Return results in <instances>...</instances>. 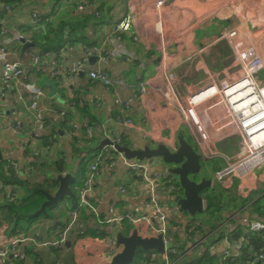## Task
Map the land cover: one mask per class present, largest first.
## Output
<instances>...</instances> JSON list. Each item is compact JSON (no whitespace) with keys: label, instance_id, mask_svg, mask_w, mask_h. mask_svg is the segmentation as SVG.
Instances as JSON below:
<instances>
[{"label":"built area","instance_id":"1","mask_svg":"<svg viewBox=\"0 0 264 264\" xmlns=\"http://www.w3.org/2000/svg\"><path fill=\"white\" fill-rule=\"evenodd\" d=\"M160 4L161 2L157 3V6ZM94 7V0L75 1L77 12L93 13L98 17ZM9 10L7 5L3 6L7 17ZM41 15L40 11L30 13L33 31L39 28ZM131 22L129 16L123 15L109 26V31L113 35L127 33L130 31ZM249 24L248 20L241 18L236 27L220 35L219 40L225 43L230 55L229 63L222 71L208 74L191 93L186 94L184 98H176L179 124L185 128L202 162L220 159L225 163L223 168L214 173L216 182L225 190L232 187L235 177L243 178L256 170L264 169V31L256 32ZM12 32L9 36L7 29L1 28L0 40L6 38L8 45L12 46L18 43L31 44L29 38L19 31ZM6 45L0 41V123L3 129L10 130L13 135H20L25 131V119H30L28 128L32 137L31 145L26 142L19 145L21 150H27V164L23 173L30 174L34 165L42 161L41 156L51 153V146H38L39 140L46 137L51 143L49 132L56 125L65 122L69 115L66 110L56 111L43 106V102L50 101V98L43 88L37 85L39 77L42 76L62 87L71 85L77 75L85 73L91 83L111 90L123 86L124 82L123 79L112 77L100 68H87L86 62L90 56L97 55L99 63L105 61L101 56V48L82 47V60L68 62L63 54L67 46L50 55L28 51L26 65L32 73L31 76L26 65L19 59L17 51L8 50ZM173 79V74L168 73L165 81L170 85L173 84ZM6 92H14L18 107L8 108L7 104L2 103ZM94 98L95 107L98 108L99 98ZM112 107L124 115L128 112L129 104L114 96ZM20 109L24 111L23 115ZM115 122L116 127L123 129L133 127L128 118L120 117ZM69 125V136L72 139L89 140L93 136L94 130L87 123L73 121ZM99 131L102 143L91 155L85 180L77 193V206L68 212V221L63 229L51 240L43 239L39 232L7 236L2 231L0 264H14L15 261L25 260L28 247L61 248L72 234L83 232L81 229L76 232L81 214L93 216L98 225L114 234L106 250L109 259L120 252L115 235L124 223L131 225L142 238L160 237L162 240L161 251L143 252V264H181L193 260L195 255L199 257V251L210 246V249L212 248L213 242L209 237H206L209 238L208 243L204 242L206 238H199L197 231L201 229L192 226L186 230L191 226V218L183 216L177 207V201L183 198V191L177 179L167 170L152 167L145 160L137 162L125 159L116 149V146H123L121 133L113 132L106 124L101 125ZM224 147H232L235 152L226 157L219 152ZM4 161L6 168L19 173V163L12 150L5 154ZM107 168H118L137 178L131 192H138L145 197L138 209L119 214L115 202H111L104 213L98 212L97 206L103 197L97 186L101 173ZM0 190H4L8 202L16 200L11 188L4 187L1 181ZM117 191L123 195L128 192L123 185L117 187ZM260 192L259 197L264 194V188ZM238 216L239 213H235L227 217L223 223V236H228L229 231L233 230L232 220ZM245 228V233L236 242L235 251H223L218 257L223 261L230 260L229 264H264V247L242 251L249 242L250 235L264 237V218L257 214L250 215ZM141 231L145 234H139ZM191 235L193 236L189 239ZM172 257L175 259L172 260Z\"/></svg>","mask_w":264,"mask_h":264},{"label":"crops","instance_id":"2","mask_svg":"<svg viewBox=\"0 0 264 264\" xmlns=\"http://www.w3.org/2000/svg\"><path fill=\"white\" fill-rule=\"evenodd\" d=\"M23 1L25 0H21V3ZM159 2L161 4L157 6ZM4 5L7 4L0 0V29H7L9 36L18 26L26 25L31 29L34 28L31 20L22 22L24 20L20 19L30 14L26 12L25 7L16 10L18 13L16 16L8 15L7 17L3 11ZM94 5L98 13V17H95L103 24L89 30L90 39L87 44L77 42L67 45V48H71L70 51L65 46L64 58L67 62L82 60V47L101 48V56L105 61L99 63L97 55L90 56L86 62L87 68H100L112 77L123 79L124 85L116 90L106 89L97 83H91L87 75L82 73L77 75L71 85L61 87L55 84L54 96L49 95L48 88L42 87L50 98V101L43 102V106L51 107L56 111L66 110L69 115L67 123L65 121L55 126L56 135L49 132L51 153L47 156L43 154L41 160L42 162L51 161V165L62 160L73 166L74 170L78 159L87 155L88 150L99 148L102 143L99 129L104 124L108 125L113 132L121 133L124 143L131 149L163 145L173 151L177 144L176 137L184 131L187 134L185 128L179 124L180 115L176 109V98H184L205 76L222 71L229 63V51L225 43L219 40L220 35L236 27L241 18L248 20L250 27L256 32L264 31V0H94ZM73 12L80 13L75 7ZM123 15L131 18L130 31L111 34L109 26ZM0 41L7 44L8 50L15 51L10 49L13 46L8 45V39ZM23 45L25 44L19 43L21 49L16 51L19 59L26 65V53L30 48L22 51ZM91 58H95L92 63L89 61ZM26 68L29 73L27 65ZM168 73L173 74L174 77L173 84L170 85L165 81ZM30 75L32 76L31 72ZM42 78V76L39 77L38 82ZM58 88L66 90L65 97L59 96ZM6 93L2 103L7 104L8 108L18 107L14 92ZM74 96H77V103L71 101ZM96 96L99 98L98 108L95 107L94 97ZM114 96H118L121 101L129 104L126 114L122 115L112 107ZM20 113L23 115L24 111L20 109ZM120 117L130 119L133 127L125 129L116 127L115 121ZM73 121L89 124L94 130L93 136L88 141L72 139L69 136V124ZM30 124V119L26 118L25 131L20 135H13L10 130L3 129L0 123V160H4L5 154L12 150L22 176L26 175L23 171L27 164V150H21L19 145L25 142L31 145L32 137L28 128ZM41 142L42 139L38 142L39 147H42ZM78 150L85 152H82L77 159L75 153ZM219 152L228 157L235 150L232 147H224ZM159 166L157 164L155 167ZM221 166H217V169H221ZM259 171L261 172L259 179H255L252 174L247 175L239 178L240 182L235 188L233 180L229 193L237 200L229 207L227 217L235 213H239V216L232 220L234 228L229 231L228 236L216 237L213 239L212 248L210 249L211 246L206 248L213 253V256H219L227 250L235 251L234 248L239 239L234 241L229 240V237L237 227H246L250 215H253L248 207L249 203L242 206L241 200L253 198L255 192L264 188V169ZM67 173L69 172L61 175ZM136 182L137 178L133 174H126L118 168L105 169L100 175L97 186L103 197L97 206L98 212L104 213L111 202H115V208L119 214L138 209L145 197L138 192L137 194L131 192ZM121 185L126 187L128 191L126 195L117 191V187ZM233 197L230 196V198ZM257 198L255 196L253 200ZM5 201H7L5 192L0 190V205ZM63 201L54 210V217L39 218L31 226L30 232H39L45 240L55 238L68 221L67 201ZM79 220L76 232L81 229L82 233L72 234L69 240L58 249L28 247L25 251L24 264L109 263L111 258H108L106 250L114 234L98 225L93 216L81 214ZM2 231L4 235L9 236L6 225L0 226V233ZM103 233L110 235L107 244L99 242ZM118 248L121 251L119 246ZM203 251H199V257ZM196 258H198L197 255L194 259Z\"/></svg>","mask_w":264,"mask_h":264},{"label":"trees","instance_id":"3","mask_svg":"<svg viewBox=\"0 0 264 264\" xmlns=\"http://www.w3.org/2000/svg\"><path fill=\"white\" fill-rule=\"evenodd\" d=\"M3 1L12 9V11L23 8L21 0ZM40 3L39 5L44 8V12H41L42 15L40 17L39 28L33 31L31 27L24 25L18 26L15 29L16 31H21L20 33L29 38L30 43L33 44V48H30L27 51H37L38 53L50 55L56 54L65 46L77 42L87 44L90 39L88 35L89 30L92 27L103 24L102 21L97 20L91 13H74L73 9L75 7V2L69 3V0H40ZM10 49L15 51L20 50L21 46H19L18 43ZM58 94L61 97H65L66 90L58 88ZM76 100L77 98L71 99L74 103H77ZM51 133L56 135L55 127L51 129ZM41 139L42 147L51 146V143L48 142L46 137ZM121 144L126 146L123 139ZM82 152L84 153L85 151L78 150L75 153V157L78 159V156L81 155ZM94 152H96V150H88V154H93ZM87 164V162L83 161V156L82 159H78L75 170L73 166L71 167L68 163H65L62 160H59L52 165L51 161H41L34 165L33 172L22 176L21 173H14L11 169L6 168L5 161L0 160V181L4 187H10L12 194L16 196L15 201H5L0 205V226L6 225V231L9 233L8 235L16 236L19 234H28L31 231L33 223L39 218L54 217V210L58 207L57 203L59 202L46 207L44 215L35 218H33L32 215L39 210L41 205L45 202V194L52 195L55 193L58 186L56 176L61 175L64 172H69V174L74 177V181L70 185L72 196L66 197L63 200L67 201L66 210L71 211L75 209L77 206V193L81 189L86 177ZM217 168V166L214 167V171L220 169ZM222 192L215 193L214 190L212 191L208 188L201 192L200 195L205 201L204 214L210 217H219L222 215L221 211H223V208L225 210L226 207L222 201H224V203L225 200L228 202L232 201V198H225L222 195ZM255 193V196L258 197L256 200H253V198L250 197L241 200V205L243 206L244 204L249 203L248 207L250 208V211L253 214H257L264 218V194L259 197L261 192L257 191ZM192 223L196 225L194 221ZM192 226H188L186 230L188 231ZM195 228L201 229V226L198 224ZM132 230L133 227L131 225L124 223L119 229V233L128 236L131 234ZM245 230V227H237L236 230L231 233L229 240L233 239L234 241H237L240 236L245 233ZM260 247H264V237L250 235L249 242H247L242 251L246 252L250 248L256 250ZM142 254L143 252L140 249H136L131 264H143L144 261L142 259ZM247 258L248 257H245V259ZM229 262L230 260L223 261L220 257L211 255V253L205 249L200 257L183 264H229ZM14 264H24V260L19 262L15 261Z\"/></svg>","mask_w":264,"mask_h":264},{"label":"water","instance_id":"4","mask_svg":"<svg viewBox=\"0 0 264 264\" xmlns=\"http://www.w3.org/2000/svg\"><path fill=\"white\" fill-rule=\"evenodd\" d=\"M33 48V44H25L22 51ZM95 58H91L90 63L94 62ZM82 74V73H81ZM37 85L46 87L50 90L49 95L54 96L56 93L55 83L49 82L42 78ZM118 152L122 153L127 160H135L142 162L144 160L158 158L168 166L167 172L177 179L180 188L183 191V198L177 201V207L180 212L194 217L196 214L204 212V200L201 197V192L211 186V181L206 178H201L198 182L191 180L189 176L197 175L200 170L199 155L193 147L184 139L177 140L176 149L170 151L169 148L163 145H158L154 148L144 146L142 149H131L128 146H116ZM58 183L55 193L45 194L46 200L41 205L32 217H38L45 214V209L57 202L62 201L66 197H71L72 192L70 185L74 181V177L67 173L57 175ZM116 244L121 248V251L116 254L107 264H131L135 255L136 249L142 252L161 251L163 243L160 237L157 238H142L137 234L136 230H132L131 234L124 236L121 233L116 234Z\"/></svg>","mask_w":264,"mask_h":264},{"label":"rangeland","instance_id":"5","mask_svg":"<svg viewBox=\"0 0 264 264\" xmlns=\"http://www.w3.org/2000/svg\"><path fill=\"white\" fill-rule=\"evenodd\" d=\"M74 1L75 0H71V1H69V3H72ZM39 3H40L39 0L38 1L37 0L36 1L35 0H25L21 4L23 5V7H25V9L27 10L26 11L27 13H33V12H38V11H40V12L43 11L44 12V8L43 7H40V5H38ZM9 11H10L9 12V15L10 16L11 15L12 16H16V14H18L16 12V10L15 11H12V9H11ZM28 15H29V17H27ZM20 19L24 20V21L21 20L22 22H28L32 18L30 17V14H27L25 17H21ZM56 101H59V100L56 99ZM183 137L186 138V141L195 150L194 144L191 142V140L189 139V137L187 136V134L185 133V131H184V133L181 132L176 138L178 140V139L183 138ZM174 149H176V147ZM91 155L92 154L84 155V157H83L84 162H87L88 163L90 161V159H91ZM145 162L150 163L152 165V167L157 166V164H158V165H160L159 167L161 169L168 170V166L166 164H164L158 158L148 159V160H145ZM222 162L223 161H221L220 159H213V160H210L209 162H201L200 161V163H201V170H200V172L197 175H195V176H189V178L191 180H196V182H198L201 178H206V179H208V180L211 181V186L208 188L209 190H212V191L214 190L215 193H218V192L221 193L223 191L222 192V195L225 198L227 197V198L231 199L230 196L233 197L234 195H231L229 193V190L223 189L221 187V185L219 183H217L216 180H215V178H214V173L216 172V171H214V167L221 166L222 165L221 167L223 168L224 165H223ZM260 174H261V172L259 170H256V171H254L252 173V175L254 176L255 179H259L260 178ZM255 179L253 180L254 183H255ZM239 182H240L239 178L235 177V179H234V188L236 187V185L239 184ZM231 200H233V201H229L228 202L227 200H225V203H224V201H222L223 204L226 207H225V210L223 208V211H221L222 212L221 213L222 215L219 216V217L218 216H212V217H210V216H207L204 213L196 214L194 217H190L189 215L183 213V216L190 217L191 218V219H189V218L188 219L191 222V226L193 225L194 228L198 224H199V226H201V230L202 231L201 230H198L197 231V232H199V238L200 239H205L206 237H209L211 239V241L213 242V239L215 237L220 238V237H222L224 235L223 233L225 231V228L223 227V223L227 219V213L229 212L228 210L230 209L229 207L237 199H235V197H233ZM63 202H59V203H57V205L59 206ZM204 207H205V201H204ZM193 221H194V223H196V225L192 223ZM211 227H213V228H211ZM215 233H217V235L214 236ZM139 234H141V235L143 234L144 235L145 233L141 231V232H139ZM192 236L193 235H191L189 237V239H191ZM209 238H206L204 242L205 243H208V239ZM109 239H110V235L103 233V235L101 236L99 242H101V244H107V242L109 241ZM174 259H175V257H172V260H174Z\"/></svg>","mask_w":264,"mask_h":264}]
</instances>
